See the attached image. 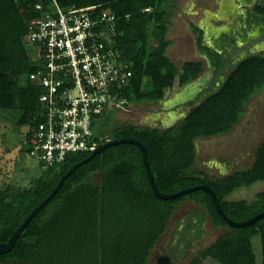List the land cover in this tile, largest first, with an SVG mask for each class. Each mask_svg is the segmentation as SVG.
<instances>
[{
    "label": "trees",
    "instance_id": "trees-1",
    "mask_svg": "<svg viewBox=\"0 0 264 264\" xmlns=\"http://www.w3.org/2000/svg\"><path fill=\"white\" fill-rule=\"evenodd\" d=\"M57 1L63 8L101 5L104 8L110 7L115 12L119 28L117 41L125 58L133 62L134 86L125 93L131 103L162 100L164 89L173 84L177 75L180 76L179 83L182 87L199 77L198 67L201 62L189 61L179 67L168 54V49L173 45V41L168 38L170 19L177 0ZM38 4L51 8L52 0H23L24 10L18 6L16 0H0V109H14L18 91H24L26 110L17 122L25 128L29 125L30 114L38 103L39 91L26 76L31 62L22 40L28 22L39 14L36 9ZM258 10L264 13V8L260 7ZM195 28L200 35L203 33L198 26ZM11 69L17 76L4 80L2 74ZM183 70L184 73L181 74ZM215 80L218 81L217 75ZM260 89H264V55L254 54L235 64L219 90L171 128L123 123L110 136L102 137L97 131L100 124L97 120L93 141L101 145L110 139H138L147 148L149 164L162 193L172 194L207 184L216 193L226 215L234 221L243 222L264 210V190L259 191L252 202L247 199L231 200L229 197L242 187H250L257 182L264 183V140L250 167L225 177L203 174L192 168L196 162L194 140L230 132L245 111V104ZM110 114L112 113L102 118L105 125ZM26 149L28 152V145ZM90 154L91 151L73 152L64 161L51 167L44 168L41 165V174L13 202L0 199V243L7 242L32 210L49 196L62 176ZM100 171L103 172L102 182H90L89 176ZM112 190L134 201L136 206L148 202L166 210L167 216L162 218V234L165 233L177 205L188 198L205 210L197 212L202 220L209 215L217 227L227 228V232L194 256L191 264H201L208 257L222 264H259V255L254 245L256 237L262 243L261 259L264 264V217L247 227L232 228L217 211L210 194L203 189L173 199L156 197L144 164L143 153L133 143L108 147L75 169L54 197L28 223L15 246L8 252L0 253V264H51L48 258H39L32 253L33 240L40 239L54 227L73 203L79 202L82 206L89 197L98 200ZM197 230L199 233L194 237L186 238L185 250L193 243V239L201 235L200 228ZM160 239L157 236L155 240L159 242ZM148 257L147 252L135 264H146Z\"/></svg>",
    "mask_w": 264,
    "mask_h": 264
},
{
    "label": "rangeland",
    "instance_id": "rangeland-1",
    "mask_svg": "<svg viewBox=\"0 0 264 264\" xmlns=\"http://www.w3.org/2000/svg\"><path fill=\"white\" fill-rule=\"evenodd\" d=\"M16 2L21 9H25L23 0H16ZM222 2L223 0L177 1L168 35L174 41L171 54L177 55L175 59L177 64H181L184 59L193 58V39L195 38V31L191 25L193 22L200 25L206 20L216 26L229 25L232 19L234 22V17L230 15L220 21L209 16L211 13L219 14ZM24 37L22 41L32 63L35 53ZM2 76L4 80H7L17 75L11 69L5 71ZM169 91L165 90L166 96H169ZM130 106L129 111L112 112L107 125L105 121L100 120L97 130L99 136H110L112 131L123 123L141 125L146 120L151 121L157 116L160 103L140 102ZM25 110V93L22 90L17 93L14 109H0V199L8 203L13 202L19 193L29 188L42 172L41 165L26 151L25 127L17 122ZM263 140L264 89H260L252 96L241 123L230 134L214 138L215 150L204 156L208 161L213 158L209 163L212 167L208 166V162L202 155L197 158L195 167L215 175L220 173L217 169L218 164L222 166L225 164V167L228 164L233 166V170L228 168L226 171L247 169L254 162L256 151ZM101 180V174H99L96 181L101 182ZM262 190H264V183L257 182L250 187L236 190L229 199H247L252 202L256 194ZM82 204L81 206L79 202L73 203L65 210L54 227L40 239L33 240L32 253L39 258H48L51 264H135L148 252L149 256L152 253V258L148 263V257L146 264H162L163 262L169 264L168 259L172 253L169 247L173 236H178V241L182 244L183 237L191 232L193 237L198 234L196 224L200 220V215L197 213L199 205L194 204L190 198L178 205L167 223L164 234L161 229L162 218L167 216L168 212L153 206L152 203L145 202L144 205L136 206L137 203L124 198L118 191L112 190L98 200L89 197ZM182 223L185 224L179 231L178 227ZM191 224L196 226V231H192ZM225 232L227 228L217 227L207 216L202 227L203 239L197 240L196 237L186 252L183 251L182 246L175 248V252L182 254L179 260H173L174 264H191L194 256ZM157 236L161 237L159 243L155 240ZM254 245L259 255L258 262L262 264V243L259 237L254 239ZM201 264L222 263L213 258H206Z\"/></svg>",
    "mask_w": 264,
    "mask_h": 264
},
{
    "label": "built area",
    "instance_id": "built-area-1",
    "mask_svg": "<svg viewBox=\"0 0 264 264\" xmlns=\"http://www.w3.org/2000/svg\"><path fill=\"white\" fill-rule=\"evenodd\" d=\"M36 9L24 38L35 53L26 76L39 92L25 143L48 168L70 153L98 148L94 125L106 114L130 110L125 93L134 86V72L110 7L63 8L52 0L51 8Z\"/></svg>",
    "mask_w": 264,
    "mask_h": 264
},
{
    "label": "flooded vegetation",
    "instance_id": "flooded-vegetation-1",
    "mask_svg": "<svg viewBox=\"0 0 264 264\" xmlns=\"http://www.w3.org/2000/svg\"><path fill=\"white\" fill-rule=\"evenodd\" d=\"M219 14H210L217 21L225 17H234V22L226 26H216L204 20L200 24L203 33H197V51L199 60L204 67V76L198 82L207 88L219 87L229 71L240 60L254 54L264 55V13L258 8H264L263 0H223ZM221 31V48L214 46L216 34ZM255 34V36H251ZM205 47H203L202 46ZM209 51L212 59L206 56ZM216 75L218 81L215 80ZM196 83V82H194ZM246 109V108H245ZM246 114V110L243 115ZM242 115V117H243ZM242 117L236 126L242 121ZM235 126V127H236ZM234 130V129H233Z\"/></svg>",
    "mask_w": 264,
    "mask_h": 264
},
{
    "label": "crops",
    "instance_id": "crops-1",
    "mask_svg": "<svg viewBox=\"0 0 264 264\" xmlns=\"http://www.w3.org/2000/svg\"><path fill=\"white\" fill-rule=\"evenodd\" d=\"M178 1V0H177ZM223 3H224V1H223ZM176 8H177V3H176ZM175 8V9H176ZM174 9V10H175ZM174 10H173V13H172V16H173V14H174ZM209 16H210V14H209ZM171 20V19H170ZM173 22V20H171V23ZM192 25V27H193V29H194V31H195V38L193 39V47H194V51H193V58H190V59H184L183 61H182V63L181 64H177L176 63V57H177V55L175 54V53H173V54H171V48L173 47V45H174V41L171 39V38H169V39H171L172 41H173V45L168 49V54H169V56H170V58L173 60V62H175L179 67H183V65L186 63V62H189V61H197V60H199V52L197 51V41H196V39H197V33H196V28H195V26H198V27H200V25H198V24H196V23H192L191 24ZM171 26V25H170ZM169 32H170V29H169ZM169 32H168V35H169ZM178 57H179V55H178ZM197 62H201V61H197ZM204 67V65H202V62H201V65L198 67V70H199V72H200V74H199V77H197L196 79H193V80H191L189 83H187V84H185L183 87L180 85V83H179V78H180V76L179 75H177V76H175L174 77V81H173V84L171 85V86H169V87H166L165 89H164V98L162 99V100H160V101H157V102H159L160 103V108H159V110L157 111V116L155 117V118H152L151 119V121L150 120H146V122H144L143 124H141V125H143V126H150V127H153V128H162V129H169V128H171L172 126H174L175 124H177L178 122H180V121H182L183 119H185L187 116H188V114L196 107V106H198L201 102H203L205 99H207L210 95H212L213 93H216L218 90H219V87H212V88H207V86H203L201 83H199L198 82V80H199V78H201V77H203L204 76V71L203 72H201V69ZM182 73H184V70L181 72V74ZM194 82H196V83H194ZM190 84H195L196 85V87H197V89L199 90L198 92H197V94H195L194 95V97L192 98V99H189V100H187V101H185L184 103H182V104H180V105H174L173 104V100L176 98V96H177V94L181 91V90H183L186 86H188V85H190ZM166 89H168V90H170L169 92H170V94H169V96H166V93H165V90ZM252 99V98H251ZM250 99V100H251ZM250 100L245 104V108L247 107V105L250 103ZM145 103V102H144ZM146 103H149L150 104V102H146ZM152 103H154V102H152ZM132 104H134V103H131L130 105H132ZM131 107V106H130ZM246 110V109H245ZM117 112H119V111H117ZM244 113V112H243ZM162 115H164L163 116V118L161 117ZM243 115V114H242ZM105 116V115H104ZM104 116H102L101 118H99V120H98V122L100 121V120H102V118L104 117ZM242 117V116H241ZM239 122V121H238ZM236 126V125H235ZM235 126H234V128H235ZM238 126V125H237ZM233 128V129H234ZM233 129L231 130V131H233ZM231 131L230 132H228V133H222V134H218V135H214V136H211V137H198V138H195V140H194V145H195V151H196V162H197V158L200 156V155H202L203 157L204 156H206V155H209V154H211V153H213V151L215 150V148H214V138L215 137H224V136H226V135H228V134H230L231 133ZM213 155V154H212ZM214 156V155H213ZM202 157V158H203ZM205 158V157H204ZM217 158V157H216ZM207 158H205L204 160L205 161H207L208 162V166L209 167H212V166H210L209 165V163H211V159H213V158H211L209 161L208 160H206ZM196 162L194 163V165H193V169L194 170H196L197 169V167H195V164H196ZM203 164H205V162H203ZM221 167V169L219 168V167ZM218 166H217V169L219 170V172L220 173H218L219 175H216V176H218V177H225V176H228V175H230V174H232V173H234L235 171H229V170H233V166H231V164H228L227 165V167H225V164L222 166L221 164H218ZM229 168V172L228 171H226V169H228ZM198 171H200L201 173H203V174H210V175H215V174H213V173H209V172H205V171H203V170H199V169H197ZM237 171V170H236ZM99 174H101V178L103 177V172H97V173H94V174H92V175H90L89 176V181L90 182H92V183H101L102 182V180H101V182L100 181H96V179H97V177H98V175ZM193 201V200H192ZM183 202V201H182ZM181 203V202H180ZM179 203V204H180ZM193 203L195 204V202L193 201ZM178 204V205H179ZM197 204V203H196ZM178 205H177V207H178ZM198 205V204H197ZM177 207H176V209H177ZM198 207V209H199V211H205L204 209H203V207L202 206H197ZM176 209L173 211V213H172V215L171 216H173V214H174V212L176 211ZM194 211V210H193ZM198 215H200L199 213H198ZM207 216H209V215H206V218H205V220L207 219ZM210 217V216H209ZM171 218V217H170ZM170 220V219H169ZM205 220H202V217H201V215H200V220L198 221V223L196 224L197 226H198V228H200V232H201V235L200 236H198L197 237V240H200V239H203V233H202V227H203V225H204V223H205ZM169 222V221H168ZM183 224H185V223H182V224H180L179 225V227H178V230L181 228V226L183 225ZM215 225V224H214ZM191 228H193V230L192 231H196V226L195 225H193V224H191V226H190ZM180 231V230H179ZM192 233V232H191ZM189 234V235H187V236H185V237H183V241H182V244L181 243H179V241H178V236H176V235H174L173 236V240H172V242H171V244H170V247L169 248H171L172 250H170V252H172L171 253V255L170 254H167V255H170V259H168L169 260V264H174L175 262H173V260L174 261H176V260H179L180 259V256L179 255H181L182 253H178V252H175V248H178V247H180V246H182L183 247V251L184 252H186V250H185V241L187 240L186 238H188V236H192V234ZM199 233V232H198ZM189 239V238H188ZM160 241V240H159ZM192 241H194V239L192 240ZM214 242V241H213ZM159 243V242H158ZM154 249V248H153ZM182 251V252H183ZM153 252V251H152ZM168 253H169V251H168ZM179 256V257H178ZM151 258H152V253L150 254V256H149V261H148V263L150 262V260H151ZM208 258H210V257H208ZM162 264H164V262L162 263Z\"/></svg>",
    "mask_w": 264,
    "mask_h": 264
},
{
    "label": "water",
    "instance_id": "water-1",
    "mask_svg": "<svg viewBox=\"0 0 264 264\" xmlns=\"http://www.w3.org/2000/svg\"><path fill=\"white\" fill-rule=\"evenodd\" d=\"M251 36H255V34H252ZM213 44L215 47L217 48H221L222 46V40H221V31L218 32V34H216V38L213 41ZM206 56L209 57L210 59H212V56L210 54L209 51L205 52ZM199 90L197 89L195 84H190L188 86H186L183 90H181L176 98L173 100V104L174 105H180L182 103H184L185 101L192 99L194 97L195 94H197ZM122 143H133L137 146H139V148L141 149L142 153H143V159H144V164L148 173V177L151 183V186L154 190V194L156 197L161 198V199H173L176 197H179L181 195H184L186 193H190L193 191H196L198 189H203L205 191H207L212 200L213 203L217 209V211L219 212V214L226 220V222L228 223V225L232 228H243V227H247L253 223H255L256 221H258L259 219L264 217V210L258 214H256L255 216L249 218L246 221L243 222H237L232 220L231 218H229L225 211L223 210L218 197L216 195V193L214 192V190L207 184L204 185H200V186H194V187H189L183 190H180L178 192L172 193V194H165L162 193L159 188L157 187L156 184V179H155V175L150 167L149 164V160H148V151L147 148L145 146V144L141 141H139L136 138H131V137H123L120 139H111L107 142L102 143L101 145L98 146L97 149H95L94 151L91 152L90 156H88L86 159L76 163L65 175L62 176V178L60 179V181L58 182L57 186L53 189V191L49 194V196L47 198H45L37 207H35L32 212L27 216V218L24 220V222L16 229V231L12 234V236L10 237V239L7 242L4 243H0V253H4V252H8L10 251L16 244L19 236L21 235V233L23 232V230L26 228V226L28 225V223L32 220V218L54 197V195L59 191V189L63 186L65 179L71 175V173L77 169L78 167H80L82 164L90 161L92 158H94L96 155L104 152L108 147L117 145V144H122Z\"/></svg>",
    "mask_w": 264,
    "mask_h": 264
}]
</instances>
